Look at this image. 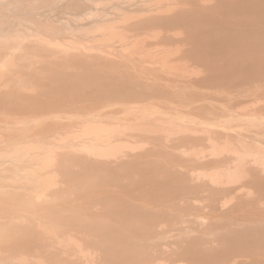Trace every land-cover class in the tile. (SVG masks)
I'll use <instances>...</instances> for the list:
<instances>
[{
  "label": "bare ground",
  "instance_id": "bare-ground-1",
  "mask_svg": "<svg viewBox=\"0 0 264 264\" xmlns=\"http://www.w3.org/2000/svg\"><path fill=\"white\" fill-rule=\"evenodd\" d=\"M179 23L264 50V0H0V264H264V114L122 67Z\"/></svg>",
  "mask_w": 264,
  "mask_h": 264
},
{
  "label": "rangeland",
  "instance_id": "rangeland-1",
  "mask_svg": "<svg viewBox=\"0 0 264 264\" xmlns=\"http://www.w3.org/2000/svg\"><path fill=\"white\" fill-rule=\"evenodd\" d=\"M181 1L187 2V0ZM253 17V15H240L233 18L251 21ZM145 18L151 19L152 17ZM173 18L175 17H172V19ZM183 25V23H179L178 25H164L155 32L157 36L153 32L151 36L155 37H153L152 41L150 39L147 41L144 40L146 42H144L145 48L148 49L144 50L146 54L153 53L152 55L154 56L159 51L161 53L159 55H162V57H164L163 54L165 55V53H167V56L169 54L170 61L165 63L167 65L164 66L166 69H163L164 67L160 68L161 66L159 67L157 64V61L162 57L158 59L157 57L159 55H157V57L154 56L156 57L155 59H158L154 62H157L156 64L158 66H154L149 54V59L152 62L150 60H145V58H138V55H136L132 63L126 64L125 66L121 65L125 67L123 68L124 71L130 72L131 70V73L134 72L135 74L136 72H140L138 70H141L142 72L148 73L147 76L151 79V82L155 81L158 87H162L158 88L161 91L158 93V96H160L159 98H168V105H161L163 109H168L170 106L181 109L182 105H191L195 109L194 114L200 117H207L209 114L212 115L217 111L215 110L216 107L228 106L238 113L240 110L244 112V110H251L254 108L260 110L261 113L264 114V59L261 56L264 55V50H256L248 45L251 39L246 33H241L237 36L234 34L235 38L239 37L242 45H239V43L231 44L229 36H226V43L223 44V47H212L208 42V45H205L206 39L212 40V38H214L213 34L223 40H225L222 38L225 34H219V32L205 33L202 30H193L189 26L185 25L184 27ZM152 31L148 32L149 35ZM148 33L145 34L148 35ZM133 34H135V31H133ZM133 53L134 52H132V56H134ZM164 58H166V55ZM165 60L164 62L168 61V59ZM145 62L147 64H144ZM241 69L243 70L240 71ZM234 72H245L247 74L257 73L259 75L257 77H244L239 75L240 78L229 79L230 75H233ZM223 76H225L227 80L221 83L219 80ZM175 81H178V83ZM153 87V84H150V88ZM168 91L174 92L169 94ZM159 98L156 97L155 99L153 95L148 92L138 97L137 100L140 101L138 106L142 107L158 103ZM112 99V102L108 104L106 109H120L125 105L122 103L123 101L126 100L129 102V100L124 98L121 94L113 95ZM120 99L123 101H120ZM257 105L259 106L258 108ZM96 106L99 105L95 104V106L90 108ZM0 107L8 109L9 105L3 104L0 105ZM184 110L187 111V109ZM222 116V113L219 114L220 119H222Z\"/></svg>",
  "mask_w": 264,
  "mask_h": 264
}]
</instances>
